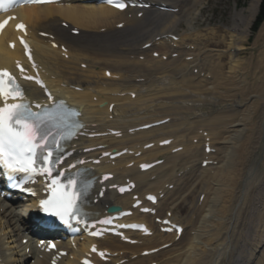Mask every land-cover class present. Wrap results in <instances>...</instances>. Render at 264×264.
Here are the masks:
<instances>
[{
    "label": "bare ground",
    "instance_id": "6f19581e",
    "mask_svg": "<svg viewBox=\"0 0 264 264\" xmlns=\"http://www.w3.org/2000/svg\"><path fill=\"white\" fill-rule=\"evenodd\" d=\"M87 1L25 7L16 15L28 27L34 56L49 89L82 108L85 130L89 134L110 130L123 134L121 139L107 136L87 140L82 149L105 146L118 152L134 151L133 155L112 160L110 165L102 163L104 171L113 172L115 182L132 177L137 188L131 197L149 192L159 195L161 191L165 197L157 205V217L171 212L174 221L185 228L177 241L175 234H160L154 219L146 217L154 235L138 236L143 246L133 247L115 240L100 243L118 254L110 264L122 261V264H264V54L254 67L257 83L262 82L252 87L251 92L247 79L252 75L240 72L236 52L232 51L246 50L244 46L252 36L261 0H251L249 6L234 15L228 33L231 39L228 73L221 62L227 52H209L213 45L211 37L205 39L206 36L196 32L205 0H151L154 7L164 3L177 12L150 10L140 20L136 17L139 11L120 13ZM62 23L69 28H63ZM181 23L186 24L190 33L176 34ZM74 29L79 31L78 36L71 34ZM43 33L49 38H41ZM169 35H176L179 41L171 43L165 38ZM210 35L218 37L217 30ZM255 35L257 42L264 41V22ZM15 38L12 26L0 38V69L11 67L22 57L18 45L14 51L7 47V41L16 42ZM53 43L68 49L67 59L60 49L53 48ZM149 43L151 48L144 50ZM155 52L160 54L158 59L152 57ZM173 54H177L176 59ZM82 65H86L85 70ZM249 67L244 66L245 70ZM107 71L111 73L109 79L105 76ZM27 87L35 97H42L36 87ZM226 90L232 95L226 94ZM131 94L136 98L132 99ZM220 103L222 106L213 111ZM166 119H170L167 124L129 134L132 129ZM200 132L208 133L215 154L204 153V137ZM169 139L173 140L171 146L160 148L159 143ZM151 143L154 147L144 150ZM217 143L223 152L216 148ZM179 147L183 150L174 153ZM101 152L88 158L98 157ZM138 152L142 154L136 157ZM206 157L217 164L203 169ZM160 159L165 160L163 165L139 173L138 164ZM131 163L134 167H128ZM96 170L102 172L101 168ZM153 176L156 179L151 182ZM170 185L173 189H166ZM196 192L199 195L193 198ZM112 196L115 195L107 193L91 210L102 213L99 209L107 206L127 209L132 204L130 195ZM189 197L194 203L189 217L181 221L176 214L185 209ZM24 221L0 199V243L4 244L6 235L9 237L4 248L9 252L1 249L5 264H28L19 238L25 230ZM168 244H171L168 249H162ZM84 246L82 243L80 248ZM156 249H160L156 254L141 256L143 251ZM34 264H49V259L44 256Z\"/></svg>",
    "mask_w": 264,
    "mask_h": 264
},
{
    "label": "snow or ice",
    "instance_id": "6c2138e0",
    "mask_svg": "<svg viewBox=\"0 0 264 264\" xmlns=\"http://www.w3.org/2000/svg\"><path fill=\"white\" fill-rule=\"evenodd\" d=\"M7 2L10 6L12 0H7ZM23 2L41 3L52 2V0H23ZM109 2L120 9L126 7L118 0H109ZM5 3L6 0H0V10H6ZM7 23L8 20L0 23V30H3ZM17 28L25 29V25L19 24ZM22 43L25 42L22 40ZM25 48H28L26 43ZM29 58L31 59L30 52ZM18 67L21 72L24 71L22 66L18 65ZM25 79H33V77H25ZM37 82L42 85V82ZM0 97L4 100V105L0 107V164L13 173L23 172L29 176L46 175L50 179V183H47L46 187L51 190L52 194L50 198L41 200V208L44 211L52 210L53 214L66 224L70 219H77L79 212L77 202L82 194L78 179L80 173L65 181L64 173L57 171V166L62 162V158L54 154L59 148V142L63 136L54 134L45 127L47 123L51 122V117L49 116L46 120L44 117L47 114L31 110L30 104L24 100L21 86L7 70H0ZM49 97L51 98V94ZM9 99L21 102L8 103ZM37 107L41 106L37 105ZM54 172H56L55 176ZM84 186L87 187V182L84 183ZM120 191H124V189L121 188ZM109 222L103 221V223ZM92 234L97 235L98 233ZM93 250L95 251V248ZM100 255L104 254L100 253Z\"/></svg>",
    "mask_w": 264,
    "mask_h": 264
},
{
    "label": "rangeland",
    "instance_id": "374dc122",
    "mask_svg": "<svg viewBox=\"0 0 264 264\" xmlns=\"http://www.w3.org/2000/svg\"><path fill=\"white\" fill-rule=\"evenodd\" d=\"M251 0H205L203 6L201 7L202 13L198 17V25L196 24V32L200 33L203 36H206L205 39H210L212 40V46L209 47V52L212 50V53H214V50L211 49L214 47V49H218V52H222L220 54H224V52H227V56L222 59V64L226 65L225 66V73H228V66H229V54L228 52L230 50L228 44L230 43V36L229 32L231 31L230 27L233 25V18L234 15L238 12H240L242 9L245 7L249 6ZM257 16V15H256ZM256 18V17H255ZM255 21V19H254ZM254 23V22H253ZM195 27L193 29H195ZM217 30V35L218 37H212L210 33L216 32ZM230 30V31H229ZM219 31V32H218ZM195 32V31H194ZM195 32V33H196ZM177 33H180L181 35H186L190 32H188V28L185 23H181L179 28L177 29ZM207 41V40H206ZM207 45L209 46L208 42ZM241 45V44H239ZM244 48L246 50L242 52H237L236 49L232 50L233 52L235 51L236 59H238V68L242 74H246L247 76H251L252 78L247 79V84L250 87V91L252 92V87L259 86L261 84V80H259V83H257L255 77L256 71L254 70L256 62L263 57L264 54V41H256V35L254 38V35L250 37V40L245 44ZM247 65L249 67L248 70H245L244 66ZM248 71V72H247ZM247 72V73H246ZM253 73V74H252ZM258 73V72H257ZM260 73H258L257 76H259ZM238 91L237 89H235ZM234 90V93L236 91ZM256 92V91H255ZM226 94L229 96L232 95L231 92L226 90ZM225 100V99H221ZM222 106V103H220L219 107L214 109L213 111H217ZM205 112H208L207 110ZM262 112L263 110L261 109L259 111V117H262ZM264 122V121H263ZM260 125V123H259ZM263 127V125H262ZM261 127V128H262ZM234 129V128H233ZM233 129L231 131H233ZM263 130V135H264V127L262 128ZM217 149H220L218 143L216 145ZM229 146V145H227ZM228 150V149H227ZM220 151H224L221 150ZM221 152V153H222ZM224 155V154H223ZM199 166L196 167V170ZM197 177V176H195ZM197 178H195L196 180ZM193 180V182L195 181ZM192 182V183H193ZM195 183V182H194ZM197 183V181H196ZM195 183V184H196ZM195 186V185H194ZM196 195H199V193H195L193 198H197ZM193 198L191 197L188 198V200L184 204L185 209L183 211L179 210L176 214L177 218L179 220H186V217H189V210L191 209V206L194 203ZM182 212V213H181Z\"/></svg>",
    "mask_w": 264,
    "mask_h": 264
},
{
    "label": "trees",
    "instance_id": "16d2710c",
    "mask_svg": "<svg viewBox=\"0 0 264 264\" xmlns=\"http://www.w3.org/2000/svg\"><path fill=\"white\" fill-rule=\"evenodd\" d=\"M263 21H264V0H262L259 8L258 17L256 19V23L253 29L254 32L259 28V26L263 23Z\"/></svg>",
    "mask_w": 264,
    "mask_h": 264
}]
</instances>
